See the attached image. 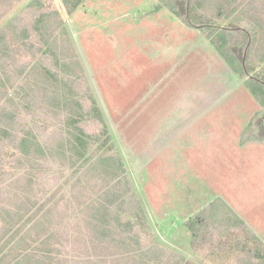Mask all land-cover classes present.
<instances>
[{"label": "trees", "instance_id": "16d2710c", "mask_svg": "<svg viewBox=\"0 0 264 264\" xmlns=\"http://www.w3.org/2000/svg\"><path fill=\"white\" fill-rule=\"evenodd\" d=\"M52 1L0 0V264H184L178 251L163 260L164 248L144 241L150 225L125 162L90 88L79 87L84 69L61 7L72 16L85 0ZM158 1L157 11L201 27L264 107L254 73L264 61V0ZM216 19L231 27L213 28ZM183 226L213 263L264 264L263 241L220 197Z\"/></svg>", "mask_w": 264, "mask_h": 264}, {"label": "rangeland", "instance_id": "374dc122", "mask_svg": "<svg viewBox=\"0 0 264 264\" xmlns=\"http://www.w3.org/2000/svg\"><path fill=\"white\" fill-rule=\"evenodd\" d=\"M159 4L85 0L72 16L60 7L84 69L79 87L102 110L150 225L144 241L162 246L163 260L173 249L189 264H216L183 224L220 197L264 243V110L201 27ZM201 93L213 106L199 118L191 101ZM253 120L255 133L246 132Z\"/></svg>", "mask_w": 264, "mask_h": 264}, {"label": "crops", "instance_id": "0c3cea01", "mask_svg": "<svg viewBox=\"0 0 264 264\" xmlns=\"http://www.w3.org/2000/svg\"><path fill=\"white\" fill-rule=\"evenodd\" d=\"M246 24V26L248 27V28H250V24H249V22L247 21V23H245ZM252 24H253V22H252ZM245 26V25H244ZM245 26V28L247 29V27ZM236 28H238V29H244V30H246L245 28H241L240 26H237ZM247 31V30H246ZM260 35H259V39H260V48H261V53H260V55H262V53H264V26L262 27V28H260ZM250 37V36H249ZM249 40H251V39H249ZM253 59H254V61L256 60V58H255V55H253V57H252ZM257 64L259 65H261L262 66V68H261V74H259V77H260V80L261 79H264V61H261L260 63H258L257 62ZM250 77H252V76H250ZM262 83H264V81H261ZM245 83V81L243 82V84ZM197 85V84H196ZM202 85V84H201ZM245 86V85H244ZM247 89V88H246ZM249 92V91H248ZM250 93V92H249ZM251 94V93H250ZM252 95V94H251ZM192 103L191 104H193L194 106H196L195 108H199V109H201L202 111L199 113V118H201L202 116H203V110L205 109V111L206 110H208V112H210V110H212V106L213 105H211L212 104V101H210V100H205V97H204V95L201 93V95L199 96V97H194V96H192V101H191ZM260 106H261V108H262V110H264V107L260 104ZM191 108H192V105H191Z\"/></svg>", "mask_w": 264, "mask_h": 264}]
</instances>
